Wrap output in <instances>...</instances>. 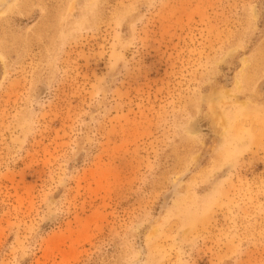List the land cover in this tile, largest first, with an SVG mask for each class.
I'll use <instances>...</instances> for the list:
<instances>
[{
  "label": "rangeland",
  "instance_id": "obj_1",
  "mask_svg": "<svg viewBox=\"0 0 264 264\" xmlns=\"http://www.w3.org/2000/svg\"><path fill=\"white\" fill-rule=\"evenodd\" d=\"M0 264H264V0H0Z\"/></svg>",
  "mask_w": 264,
  "mask_h": 264
}]
</instances>
